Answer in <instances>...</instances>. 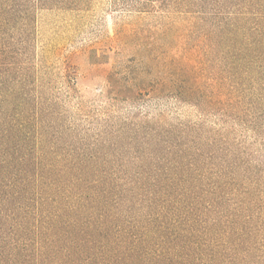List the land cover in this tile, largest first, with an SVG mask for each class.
<instances>
[{
	"label": "rangeland",
	"instance_id": "rangeland-1",
	"mask_svg": "<svg viewBox=\"0 0 264 264\" xmlns=\"http://www.w3.org/2000/svg\"><path fill=\"white\" fill-rule=\"evenodd\" d=\"M145 1L37 9L0 31V130L63 190L94 183L116 199L135 184L187 183L207 202L226 183L264 198V104L235 115L177 96L165 66L177 43L162 35L181 24L161 17V0L140 12Z\"/></svg>",
	"mask_w": 264,
	"mask_h": 264
},
{
	"label": "trees",
	"instance_id": "trees-1",
	"mask_svg": "<svg viewBox=\"0 0 264 264\" xmlns=\"http://www.w3.org/2000/svg\"><path fill=\"white\" fill-rule=\"evenodd\" d=\"M91 1L0 0V31ZM161 1V17L181 24L162 35L177 43L165 63L177 96L235 115L264 104V0ZM13 139L0 130V264H264V198L245 201L226 183L207 202L187 183L135 184L116 199L94 183L63 190Z\"/></svg>",
	"mask_w": 264,
	"mask_h": 264
}]
</instances>
